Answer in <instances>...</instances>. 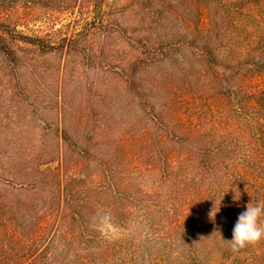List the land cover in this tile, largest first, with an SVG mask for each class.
<instances>
[{
  "label": "rangeland",
  "instance_id": "rangeland-1",
  "mask_svg": "<svg viewBox=\"0 0 264 264\" xmlns=\"http://www.w3.org/2000/svg\"><path fill=\"white\" fill-rule=\"evenodd\" d=\"M117 1L122 26L78 38L89 11H71L75 0H0L12 31L68 39L42 53L13 32L11 52L0 46V199L44 171L88 201V233L69 245L91 264H264V240L228 242L247 205L264 206L257 23L232 11L211 41L205 26L195 40L174 22L182 10Z\"/></svg>",
  "mask_w": 264,
  "mask_h": 264
},
{
  "label": "trees",
  "instance_id": "trees-1",
  "mask_svg": "<svg viewBox=\"0 0 264 264\" xmlns=\"http://www.w3.org/2000/svg\"><path fill=\"white\" fill-rule=\"evenodd\" d=\"M127 1L131 7L136 8L140 6L147 9L158 8L156 11L170 8L182 10L180 14H173L174 22L183 24L187 29L186 34L195 40L205 26L206 31L203 35L211 41L215 31L219 30L220 23L232 22L231 12L236 11V14H240L239 19L245 17L257 23L259 51L255 55L252 53L249 55L253 58L249 64L252 65V73L264 79V0ZM123 4V1L117 0H75V4L69 7L71 11L75 12L76 8L89 11L86 25L74 24L75 37H87L89 31L108 33L109 25L113 24L115 19H119L117 25L122 26L123 17H114L112 12L123 7ZM207 11L209 13H206ZM159 18L162 19L163 16L159 15ZM206 18L210 23L206 22ZM10 28V25L0 24V30L3 31L0 34V46L5 52H11L5 37L13 36V32L16 33L13 36L16 42L32 46L42 53L62 51L67 46V38L60 44H54L46 36L24 34L18 32L17 27H14L13 31ZM69 41L70 46L77 48L78 41H75L74 37ZM212 57L210 55L209 59L213 61ZM215 76L219 77L216 69ZM253 100L256 107L263 109L264 89L256 92ZM257 123L258 128L264 127V119ZM192 132L193 129L188 131ZM182 137L186 138L187 135ZM60 140L71 145L73 137L65 131ZM257 146L263 152L255 157L262 156L260 160H263L264 141H258ZM37 176H34L38 180L34 187L20 185L13 189L11 199L8 201L0 199V224L3 225L0 228V264H91L90 251L88 255L86 251L78 256L69 245L71 241L80 244L79 240L87 235L90 226L87 213L91 205L88 201L71 200L73 196L65 194L62 185L52 184L44 171L41 177Z\"/></svg>",
  "mask_w": 264,
  "mask_h": 264
},
{
  "label": "clouds",
  "instance_id": "clouds-1",
  "mask_svg": "<svg viewBox=\"0 0 264 264\" xmlns=\"http://www.w3.org/2000/svg\"><path fill=\"white\" fill-rule=\"evenodd\" d=\"M237 200V196L235 197ZM218 211H212L211 216L216 215ZM264 217V206L259 203L247 205L245 212H242L233 229L231 241H228L232 246L233 252H238L246 247L256 246L264 240V225L261 223V218Z\"/></svg>",
  "mask_w": 264,
  "mask_h": 264
}]
</instances>
